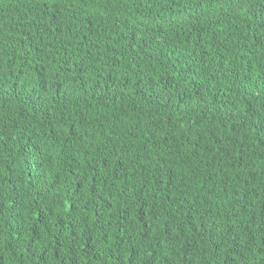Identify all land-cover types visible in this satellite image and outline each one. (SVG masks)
Here are the masks:
<instances>
[{
	"label": "trees",
	"instance_id": "trees-1",
	"mask_svg": "<svg viewBox=\"0 0 264 264\" xmlns=\"http://www.w3.org/2000/svg\"><path fill=\"white\" fill-rule=\"evenodd\" d=\"M0 264H264V0H0Z\"/></svg>",
	"mask_w": 264,
	"mask_h": 264
}]
</instances>
